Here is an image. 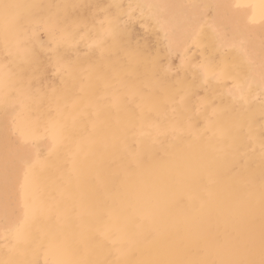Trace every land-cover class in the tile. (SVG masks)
I'll return each instance as SVG.
<instances>
[{
  "label": "bare ground",
  "instance_id": "6f19581e",
  "mask_svg": "<svg viewBox=\"0 0 264 264\" xmlns=\"http://www.w3.org/2000/svg\"><path fill=\"white\" fill-rule=\"evenodd\" d=\"M261 3L0 0V140L23 111L41 147L17 171L23 223L0 210V264H262L264 73L239 44ZM4 4L32 6L7 34ZM47 68L36 94L25 72Z\"/></svg>",
  "mask_w": 264,
  "mask_h": 264
},
{
  "label": "rangeland",
  "instance_id": "374dc122",
  "mask_svg": "<svg viewBox=\"0 0 264 264\" xmlns=\"http://www.w3.org/2000/svg\"><path fill=\"white\" fill-rule=\"evenodd\" d=\"M242 9H243L242 5H240V4L236 5L235 4L234 10H235V13H237V15H239L241 13ZM195 12L197 13V17H198V13H199L200 17H202L201 19L206 18V20H208L213 16V10L212 9H208V10L207 9H204V10L201 9V10L195 11ZM205 13H207V14H205ZM203 15H205V16H203ZM240 22H241V24L248 23L250 25H256V24L259 25L262 23L264 24V17L259 19L258 21L254 19V16L250 17V18L246 17L245 21L240 18ZM130 26L133 30V33L139 39H142L140 36H142V34H143V31H142L143 26H142V24L139 23V19L132 22L130 24ZM38 36L41 40L46 39V35L42 31H39ZM241 38L242 37L240 36L239 44L241 43V46L245 47V46L252 45V47H254V49H257L259 51V53H257V55L254 59L255 68H257L260 73H264V35L263 34L255 35L253 37L256 40L255 43H252L251 41H247V40H243V39L241 40ZM147 42L149 44L153 43L151 41H147ZM177 60H179L178 55H174L171 57V65L173 66V68H176V66L178 64ZM39 64L42 65L43 63H39ZM24 78L26 79V82H27L26 85L32 86L35 88L36 94L42 92L43 94L49 95L51 93V91L53 90V89H51V86L56 84V79L54 78V69H52V68H47V69L43 70L42 75L39 77L32 76L29 72H25ZM14 113H16V112H11L8 116H6L4 118V120H3L5 123L4 132H3L1 140H0L1 141V144H0V173L1 174H0V176H2V178H4V179H2L0 177V189H1L0 195H2L0 197V201L2 202L3 205L6 206L5 209H3V206H1L0 210H2V211L6 210L5 212H7V216H9L11 218V220L15 222V224L19 225V224L23 223V220L21 219L22 213H23V204H22V194H21V191H22L21 183H20V178H19L17 171L20 169V164L22 163V161H25V159L28 157L29 154H41V152H40L41 147L38 146V142H37L36 138L28 139V138L23 136L22 132L25 130L23 128V124H22L24 121L23 111L21 113H18V114H14ZM14 134H16V135H14ZM44 136L47 138L46 135H44ZM10 139H11V141H10ZM18 142H21V143H18ZM11 143H13V144H11ZM25 143H26V147H25ZM14 145H16V146H14ZM15 148H16V150H15ZM25 150H27L28 152ZM16 153H18V154H16ZM10 160H11V162H14V163H12L13 165L11 164ZM15 162H16V164H15ZM17 164L19 167L17 166ZM14 165H16V166H14ZM13 169L15 170V172ZM9 175H10V177H9ZM5 177L7 179H5ZM6 180H7L8 184L6 183ZM10 181H12V182H10ZM14 184H16V185H14ZM6 188H8V189H6ZM12 194L14 195V197ZM7 197H9V198H7ZM5 199H7V200H5ZM12 203H14V204H12ZM9 212H12V213L10 214ZM5 221L6 220H0V231H3L5 229V226L7 225V221L6 222ZM2 242H4V241L2 240ZM0 247H2L4 249V245L1 243H0ZM49 264H53V263H49Z\"/></svg>",
  "mask_w": 264,
  "mask_h": 264
},
{
  "label": "snow or ice",
  "instance_id": "6c2138e0",
  "mask_svg": "<svg viewBox=\"0 0 264 264\" xmlns=\"http://www.w3.org/2000/svg\"><path fill=\"white\" fill-rule=\"evenodd\" d=\"M27 7H32V6H27V5H19V4H4L3 5V26L5 33L7 34L8 32H12L16 30V21H17V13L14 10H19L22 8H27ZM262 9H264V0H262V3L260 5ZM6 75V80L5 83L7 85L8 83V76L7 73ZM262 264H264V261H262Z\"/></svg>",
  "mask_w": 264,
  "mask_h": 264
}]
</instances>
